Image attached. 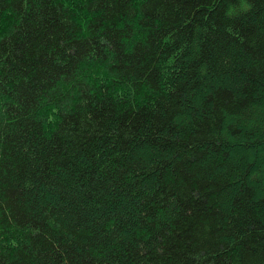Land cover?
I'll return each instance as SVG.
<instances>
[{"label": "trees", "instance_id": "obj_1", "mask_svg": "<svg viewBox=\"0 0 264 264\" xmlns=\"http://www.w3.org/2000/svg\"><path fill=\"white\" fill-rule=\"evenodd\" d=\"M0 264H264V0H0Z\"/></svg>", "mask_w": 264, "mask_h": 264}]
</instances>
